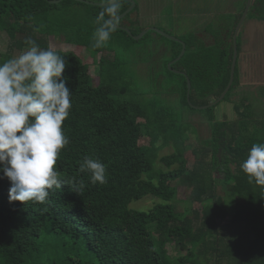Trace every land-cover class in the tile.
Instances as JSON below:
<instances>
[{
  "label": "trees",
  "instance_id": "trees-1",
  "mask_svg": "<svg viewBox=\"0 0 264 264\" xmlns=\"http://www.w3.org/2000/svg\"><path fill=\"white\" fill-rule=\"evenodd\" d=\"M129 6L123 0L119 14ZM138 10L136 4L120 25L137 24ZM100 11L97 5L77 0H0V30L9 38L0 62L25 49L29 36L42 49L50 47L49 36H63L66 43L94 55L111 51L121 35L131 38L118 28L105 46L93 49ZM234 28L226 36L218 28L210 42L195 33L179 37L185 53L171 67L189 77V98L197 108L214 101L228 84ZM168 40L173 60L182 44ZM55 51L67 60L64 75L73 105L63 124L70 144L56 164L63 185L50 190L43 204L10 203V183L0 179V264H264V189L249 183L240 169L251 146L264 143V113H251L246 96L230 98L238 86L237 67L223 99L232 101L236 118L212 115L211 137L192 152L179 148L178 128L168 135L163 132L164 144L171 140L176 150L159 158L166 169L153 182L155 175L145 179L143 174L158 158L155 142L161 131H153L142 105L119 98L126 93L124 87L95 83L89 65L73 51ZM178 75L186 100V77ZM85 157L104 162L105 184L93 185L90 173L78 174ZM74 175L86 185L82 192L67 183ZM179 185L190 189L182 211L176 204ZM149 194L159 199L153 208H129L133 200ZM167 244L182 253L170 256Z\"/></svg>",
  "mask_w": 264,
  "mask_h": 264
},
{
  "label": "clouds",
  "instance_id": "clouds-1",
  "mask_svg": "<svg viewBox=\"0 0 264 264\" xmlns=\"http://www.w3.org/2000/svg\"><path fill=\"white\" fill-rule=\"evenodd\" d=\"M101 11L91 47L99 49L121 23L123 0H95ZM107 17V18H106ZM18 56L0 62V179L10 183L8 200L43 204L50 190L62 188L56 170L62 150L70 144L63 129L72 109V91L64 75L67 60L51 47L42 49L30 36ZM249 183L264 189V143H254L240 164ZM106 165L85 157L79 173H90V183L105 184ZM67 183L79 193L85 188L77 176Z\"/></svg>",
  "mask_w": 264,
  "mask_h": 264
},
{
  "label": "rangeland",
  "instance_id": "rangeland-1",
  "mask_svg": "<svg viewBox=\"0 0 264 264\" xmlns=\"http://www.w3.org/2000/svg\"><path fill=\"white\" fill-rule=\"evenodd\" d=\"M137 1L139 3L138 23L127 25L131 27L134 36L131 35L130 38L121 35V38L111 47V51L106 50L96 55L89 54L82 46L66 43L63 36H49L48 42L53 50L76 53L85 64L89 65L95 83L107 82L118 89L124 87L126 93L119 98L132 99L142 105L153 131H156V135L161 131V136L155 142L159 148L158 158L153 168L143 174L145 179L155 175L153 180L155 182L159 171L166 169L159 158L176 150L173 141L168 140L169 143L164 144V134L168 135L178 128V140L182 141L178 147L192 152L207 143L211 137L208 125L212 115H216L217 119L230 120L236 118V112L228 101L229 97L221 101L220 106L217 105L214 109L197 108L187 95L185 100L183 79L173 70L175 68L171 69L172 67L168 66L172 57V43L165 36L151 31H147L138 39L135 38L142 30L149 27L166 31L176 38L184 37L194 32L191 26L195 23L198 11L210 12L211 6L205 4V0H185L184 4L183 0ZM132 16L130 14V17ZM8 43V35L0 30V52L8 49ZM21 51H14L13 57L18 56ZM235 90L231 93L232 100L238 101L242 96H246L248 100L245 102L248 105L251 104V113L253 111L264 113V89H256L253 93L248 90V93L239 92L238 94L234 93ZM139 121L141 124L145 123L143 119L139 118ZM144 130L151 131L148 128ZM191 162L189 161V165H192ZM216 175L222 176L218 172ZM189 190L186 185L178 186L176 204L179 211L188 206L184 198L189 194ZM158 201L156 196L149 194L133 200L129 208L133 211H148ZM167 253L176 257L182 252L175 249L173 245L167 244Z\"/></svg>",
  "mask_w": 264,
  "mask_h": 264
},
{
  "label": "crops",
  "instance_id": "crops-1",
  "mask_svg": "<svg viewBox=\"0 0 264 264\" xmlns=\"http://www.w3.org/2000/svg\"><path fill=\"white\" fill-rule=\"evenodd\" d=\"M246 2L247 0H205L212 11H198L195 23L191 26L194 32L191 33L206 42L212 41V32L215 30L220 29L221 34L226 36L239 22ZM237 41L238 86L234 93H248V90L253 93L256 89H264V0H251L237 33ZM228 101L232 104L231 100Z\"/></svg>",
  "mask_w": 264,
  "mask_h": 264
},
{
  "label": "water",
  "instance_id": "water-1",
  "mask_svg": "<svg viewBox=\"0 0 264 264\" xmlns=\"http://www.w3.org/2000/svg\"><path fill=\"white\" fill-rule=\"evenodd\" d=\"M48 1L50 3H59L61 0H48ZM77 1H81V2L88 3V4L97 5L95 3V1H91V0H77ZM126 1L130 2V6L124 12H122L120 14L121 19L124 18L127 14H129L134 9V7L136 5V0H126ZM250 4H251V0H248L246 6L244 8V11H243V13L241 15V18H240L239 22L237 23V25L235 27V31H234V34H233V57H232V63H231V68H230V77H229L228 84L226 85V87L224 88L222 93L214 101L210 102L209 104L200 106L198 108L206 109L208 107L217 105L218 103L223 101L224 97L226 96V94L228 93L229 89L231 88V86H232V84L234 82V78H235V69H236V65H237V58H238V55H239L238 54V45H237V33H238L239 28L242 25V23H243V21H244V19L246 17V14L248 12ZM119 29H122V30L126 31L128 34L133 35L128 26L120 25ZM149 30L153 31L156 34L163 35V36H165L166 38H168L170 40H174V41L180 42L182 44V48H181L180 54L175 59L171 60L169 62V64H168V66L171 67V65L173 63H175L176 61H178L183 56V54L185 53V49H186L185 43L183 41H181L179 38H176L175 36H172L169 33L165 32V31H163L161 29L155 28V27H149L148 29L142 30L139 35L135 36V38L138 39V38L142 37ZM171 69H173V68H171ZM173 70L175 72H177L178 74L185 75V73L183 71H180V70H177V69H173ZM185 77H186V82H187L186 95H187V98L189 99L190 89H191V82H190V79H189L188 76L185 75Z\"/></svg>",
  "mask_w": 264,
  "mask_h": 264
},
{
  "label": "flooded vegetation",
  "instance_id": "flooded-vegetation-1",
  "mask_svg": "<svg viewBox=\"0 0 264 264\" xmlns=\"http://www.w3.org/2000/svg\"><path fill=\"white\" fill-rule=\"evenodd\" d=\"M136 4H138V2H137V0H136ZM128 15V14H127ZM133 15V14H132ZM130 23L128 22V25H129ZM125 26H127V25H125Z\"/></svg>",
  "mask_w": 264,
  "mask_h": 264
}]
</instances>
